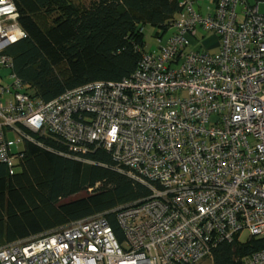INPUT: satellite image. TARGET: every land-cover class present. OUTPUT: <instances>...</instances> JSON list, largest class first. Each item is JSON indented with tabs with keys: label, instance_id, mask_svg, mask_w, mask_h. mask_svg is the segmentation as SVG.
<instances>
[{
	"label": "built area",
	"instance_id": "2783aa9c",
	"mask_svg": "<svg viewBox=\"0 0 264 264\" xmlns=\"http://www.w3.org/2000/svg\"><path fill=\"white\" fill-rule=\"evenodd\" d=\"M181 7L159 51L120 82L48 102L14 90L18 80L0 85V163L9 174L23 138L58 135L77 158L87 145L103 147L150 190L117 211L121 242L96 213L0 246V264H199L244 231L263 241L244 264H264V0ZM17 17L13 0H0V66L24 36Z\"/></svg>",
	"mask_w": 264,
	"mask_h": 264
},
{
	"label": "trees",
	"instance_id": "16d2710c",
	"mask_svg": "<svg viewBox=\"0 0 264 264\" xmlns=\"http://www.w3.org/2000/svg\"><path fill=\"white\" fill-rule=\"evenodd\" d=\"M13 2L24 36L3 51L10 65L0 66L7 70L5 78L0 72V85L18 80L14 90L43 102L84 84L130 77L145 54L159 51V41L156 48L146 46L148 28L162 39L182 11L181 0ZM32 136L38 144L23 138L14 146L13 154L21 157L12 174L0 163V246L96 213L121 242L116 213L147 199L148 187L117 170L101 146L87 145L77 158L58 135ZM262 246L257 237L223 239L211 248V261L244 264Z\"/></svg>",
	"mask_w": 264,
	"mask_h": 264
},
{
	"label": "rangeland",
	"instance_id": "374dc122",
	"mask_svg": "<svg viewBox=\"0 0 264 264\" xmlns=\"http://www.w3.org/2000/svg\"><path fill=\"white\" fill-rule=\"evenodd\" d=\"M79 1H84V2H88V0H79ZM182 1V0H181ZM204 12V11H203ZM152 35V30L151 28H148L147 32L145 33V42H146V46L147 48H156L158 45V39L156 37L151 36ZM2 74H4L3 78H5L7 70H2L0 71ZM21 156H19L20 158ZM149 197V196H148ZM147 197V198H148ZM248 237V233L246 231H244L240 237L241 241H245L246 238ZM199 264H213V262L211 261V259H203L201 261L198 262Z\"/></svg>",
	"mask_w": 264,
	"mask_h": 264
},
{
	"label": "bare ground",
	"instance_id": "6f19581e",
	"mask_svg": "<svg viewBox=\"0 0 264 264\" xmlns=\"http://www.w3.org/2000/svg\"><path fill=\"white\" fill-rule=\"evenodd\" d=\"M106 151H108V150H106Z\"/></svg>",
	"mask_w": 264,
	"mask_h": 264
}]
</instances>
